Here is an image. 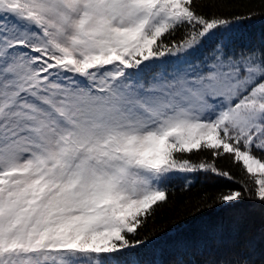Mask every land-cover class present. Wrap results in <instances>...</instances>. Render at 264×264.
<instances>
[{
  "label": "snow or ice",
  "instance_id": "snow-or-ice-1",
  "mask_svg": "<svg viewBox=\"0 0 264 264\" xmlns=\"http://www.w3.org/2000/svg\"><path fill=\"white\" fill-rule=\"evenodd\" d=\"M221 6L0 0V264H155L145 250L164 249L138 229L201 171L241 185L210 209L264 208V42L238 43L253 13ZM167 251L166 264H264L223 228Z\"/></svg>",
  "mask_w": 264,
  "mask_h": 264
},
{
  "label": "trees",
  "instance_id": "trees-1",
  "mask_svg": "<svg viewBox=\"0 0 264 264\" xmlns=\"http://www.w3.org/2000/svg\"><path fill=\"white\" fill-rule=\"evenodd\" d=\"M198 11L208 13V9ZM248 13H253V16L250 20H244L238 28V43L251 42L259 45L264 42V0H222V6L217 10L218 15L226 17L246 16ZM181 35L182 32L174 39H179ZM188 158L198 164L202 160H210L211 156L207 152H194ZM218 166L230 171L237 181L255 188L253 177L240 165L222 160L218 162ZM191 182L192 186L188 190H184L181 179L171 182L167 202L138 229L137 239L154 241L164 249L158 255L148 254L146 249L143 258L152 260L155 264H166L172 259L167 251L168 246L177 241H205L208 232L217 228H223L226 239L252 243L259 253L261 247H264V208L252 207L257 201L245 198L237 208H224L216 204L210 209L209 205L213 204L219 191L240 188V183H232L202 171L192 174Z\"/></svg>",
  "mask_w": 264,
  "mask_h": 264
},
{
  "label": "rangeland",
  "instance_id": "rangeland-1",
  "mask_svg": "<svg viewBox=\"0 0 264 264\" xmlns=\"http://www.w3.org/2000/svg\"><path fill=\"white\" fill-rule=\"evenodd\" d=\"M253 179H255V178L253 177Z\"/></svg>",
  "mask_w": 264,
  "mask_h": 264
}]
</instances>
